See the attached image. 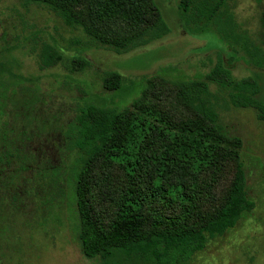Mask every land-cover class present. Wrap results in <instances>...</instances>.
I'll return each mask as SVG.
<instances>
[{
  "label": "trees",
  "instance_id": "16d2710c",
  "mask_svg": "<svg viewBox=\"0 0 264 264\" xmlns=\"http://www.w3.org/2000/svg\"><path fill=\"white\" fill-rule=\"evenodd\" d=\"M23 1L47 8L71 28L84 29L93 48L111 52L99 61L106 69L103 87L110 92L119 90L128 74L116 64L152 47L184 38L192 50L191 37L221 52L204 80H179L166 93L150 81L131 109L80 108L71 129L78 152L72 195L88 259L98 258L101 264L185 263L255 208L241 158L243 141L226 133L221 100L212 89L215 85L227 96L226 105L255 108L264 120L259 83L232 74L238 62L264 67L261 48L247 44L243 55L237 47L242 38L236 32L234 0H180L177 5L168 0L174 11L170 15L162 0H151L152 19H140V32L117 41L104 39L97 24L108 0H100L90 13L86 0ZM38 57L42 69L64 59L49 43H43ZM91 64V58L81 55L69 68L81 72Z\"/></svg>",
  "mask_w": 264,
  "mask_h": 264
},
{
  "label": "rangeland",
  "instance_id": "374dc122",
  "mask_svg": "<svg viewBox=\"0 0 264 264\" xmlns=\"http://www.w3.org/2000/svg\"><path fill=\"white\" fill-rule=\"evenodd\" d=\"M99 1L86 0L85 8L90 13ZM162 1L167 14H173L168 0ZM104 6L96 31L107 40L132 36L141 31L140 19H152L151 0H108ZM231 8L242 38L238 49L244 55L250 44L264 53V0H234ZM176 40L117 63L128 74L121 88L110 92L103 87L106 69L99 61L111 52L93 48L84 29L67 26L45 7L0 0V264H101L84 255L79 239L72 195L78 152L72 147L71 129L87 104L125 111L150 81L166 93L179 80H204L221 52L206 41L190 37L189 50L184 38ZM43 43L59 49L63 61L42 69L38 54ZM81 55L91 58V66L72 72V59ZM232 74L236 80L255 79L264 103V67L238 62ZM212 89L221 100L226 133L243 141L241 158L255 208L181 264H264V120L255 108L226 105L227 96L215 85Z\"/></svg>",
  "mask_w": 264,
  "mask_h": 264
}]
</instances>
